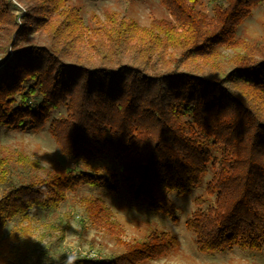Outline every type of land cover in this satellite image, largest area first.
Instances as JSON below:
<instances>
[{"label": "trees", "instance_id": "obj_1", "mask_svg": "<svg viewBox=\"0 0 264 264\" xmlns=\"http://www.w3.org/2000/svg\"><path fill=\"white\" fill-rule=\"evenodd\" d=\"M16 1L25 7L19 16L0 0V127L48 126L61 155L80 168L20 160L27 176L13 180L14 165L0 157V248L14 217L54 209L80 187L116 196L123 186L173 222L170 195L201 188L185 221L199 252L264 249V35H237L264 0H205L210 14L204 0H159L168 17L145 27L116 12L86 25L66 0ZM187 26L190 40L181 35ZM59 109L64 115L51 118ZM108 156L116 169L98 165ZM81 204L82 224L122 252L69 264H143L179 246L152 224L125 241L100 198Z\"/></svg>", "mask_w": 264, "mask_h": 264}, {"label": "rangeland", "instance_id": "obj_2", "mask_svg": "<svg viewBox=\"0 0 264 264\" xmlns=\"http://www.w3.org/2000/svg\"><path fill=\"white\" fill-rule=\"evenodd\" d=\"M6 1L12 13L19 16L24 11V5L16 0ZM66 5L76 8L86 25L90 24L92 15L103 20L104 15L110 12L122 14L141 27L148 26L154 19L168 17L159 0H66ZM203 9L210 14V6L205 0ZM17 21L20 22V17ZM181 35L190 40L194 31L187 26L181 30ZM237 35L249 40L264 35V4L253 10L252 16L239 27ZM222 53L226 57L230 55L227 50L222 49ZM62 115L64 109H59L51 114V118ZM47 127L39 132L0 127V157L9 159L14 165L13 180H22L27 176L28 170L20 164V160L35 162L39 168L48 171L53 162L58 161L61 166L79 172V166L61 155ZM98 165L116 169L117 161L108 156ZM5 189L6 186H0V194ZM202 191L198 188L187 196L170 195L177 209V221L173 222L140 201L131 200L123 186L116 196L106 189L80 187L74 193H68L67 198L54 209L34 207L27 219L16 216L8 221L2 231V239L6 241L0 248V264H16L18 259L25 264H65L66 259L70 262L75 257L106 259L121 253V249L104 231L87 222V225L82 224L85 216L81 200L87 196L100 198L112 211L122 227V239L125 241L141 238L146 224L155 225L177 237L179 246L176 250L143 264H264V249L251 251L234 247L223 253H201L197 250L193 234L186 229L185 221L195 208L194 198ZM185 244L190 246L187 253L183 248Z\"/></svg>", "mask_w": 264, "mask_h": 264}, {"label": "clouds", "instance_id": "obj_3", "mask_svg": "<svg viewBox=\"0 0 264 264\" xmlns=\"http://www.w3.org/2000/svg\"><path fill=\"white\" fill-rule=\"evenodd\" d=\"M183 248H184V251H185L186 253H187L188 251H190V246L187 245V244L183 245ZM65 264H69L68 259H66ZM71 264H75V262L72 261Z\"/></svg>", "mask_w": 264, "mask_h": 264}]
</instances>
